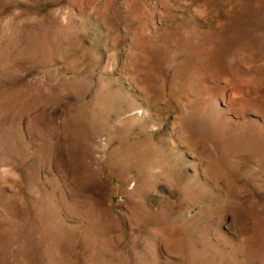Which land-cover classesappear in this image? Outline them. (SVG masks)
<instances>
[{
    "label": "rangeland",
    "instance_id": "374dc122",
    "mask_svg": "<svg viewBox=\"0 0 264 264\" xmlns=\"http://www.w3.org/2000/svg\"><path fill=\"white\" fill-rule=\"evenodd\" d=\"M0 264H264V0H0Z\"/></svg>",
    "mask_w": 264,
    "mask_h": 264
}]
</instances>
